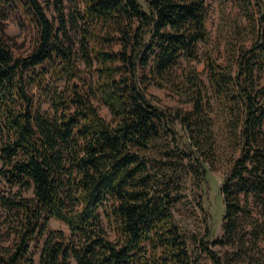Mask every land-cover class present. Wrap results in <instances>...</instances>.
<instances>
[{
    "label": "trees",
    "instance_id": "1",
    "mask_svg": "<svg viewBox=\"0 0 264 264\" xmlns=\"http://www.w3.org/2000/svg\"><path fill=\"white\" fill-rule=\"evenodd\" d=\"M234 1L248 34L224 64L204 53L206 84L194 63L210 39L206 0H78L84 70L64 0L48 2L55 20L39 0H0L34 35L15 57L0 28V176L16 187L0 193V264H198L173 216V176L203 191L222 167L221 234L206 226L195 243L212 264H264V0ZM151 85L188 108L162 107Z\"/></svg>",
    "mask_w": 264,
    "mask_h": 264
},
{
    "label": "rangeland",
    "instance_id": "2",
    "mask_svg": "<svg viewBox=\"0 0 264 264\" xmlns=\"http://www.w3.org/2000/svg\"><path fill=\"white\" fill-rule=\"evenodd\" d=\"M45 9L46 14L52 20H55V11L52 5H48L50 0H39ZM78 0H64V12L68 16V23L66 25L67 38L74 45L75 62L79 69L84 70V63L81 59V52L79 50L81 29L78 24H75L70 15L73 9L76 7ZM222 1V3H221ZM79 4V3H78ZM208 8L207 29L209 32V43L206 45H199V56L194 62L197 70L201 73L202 78L206 81L204 53H209L220 63H225L226 53L225 47L229 42H235L239 44L247 36L246 22L244 17L238 8L237 3L234 0H206ZM0 28L3 29L7 36V43L9 44L11 51L15 57H25L33 47L34 35L33 31L28 25L14 13H8L6 11H0ZM249 37V35H248ZM69 43V41H67ZM117 49L118 46H114ZM185 67L183 63L179 68V72ZM264 85V74L261 79ZM73 83L81 84L79 80H72L69 82L62 81L59 84V89L62 90L66 87H71ZM33 93L36 90L33 89ZM148 95L152 96L155 101L166 108L180 107L183 109L188 108V105L184 103L181 98L172 88H158L156 86H149L147 88ZM208 97L213 107L216 106V99L213 97L211 91H208ZM98 111L102 117L111 121V114L108 109L101 103L96 102ZM44 110H49V104H44ZM175 161V160H174ZM175 163V162H174ZM175 166H173L174 169ZM182 170L181 166H177ZM1 168V162H0ZM225 168L222 167L219 170H209L207 173L208 186L203 191L198 188L197 185L190 178L191 174L182 172L179 176L183 177L181 186V199L176 202L173 208V216L180 230L183 232L189 251L193 258L198 260V264H212V262L206 257L205 254L199 251L195 238H202L206 233V226L209 227L214 237L221 234V220L223 214V203L220 194V183L224 176ZM177 170H171L168 175H175ZM178 175V174H176ZM16 190V187L10 188L0 176V193L8 194ZM24 195H29L30 191L23 192ZM201 204V207L199 206ZM102 216L103 224L106 230V234L109 239L114 240V233L108 228V225L104 219L102 209L99 210ZM3 220V213L0 210V222ZM49 227L52 229H59L68 233L67 226L51 218L49 221ZM264 248V243H262ZM213 250H220L219 247H212ZM36 259L38 255L36 254ZM69 264H76L71 258Z\"/></svg>",
    "mask_w": 264,
    "mask_h": 264
}]
</instances>
